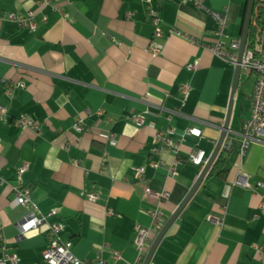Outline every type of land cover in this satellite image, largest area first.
Listing matches in <instances>:
<instances>
[{"label": "crops", "instance_id": "obj_1", "mask_svg": "<svg viewBox=\"0 0 264 264\" xmlns=\"http://www.w3.org/2000/svg\"><path fill=\"white\" fill-rule=\"evenodd\" d=\"M246 1L202 0L198 7L193 0H0V105L7 119H0V227L19 264H48L46 226L20 234L31 210L9 204L22 164L23 185L48 222L63 224L61 237L72 241L75 256L136 261L137 226L153 227L156 208L164 222L176 210L202 169L190 153L201 149L207 158L225 122L235 66L210 49L216 38L210 12L226 11V33L240 38ZM149 8L159 13L161 37L153 35ZM29 11L34 31L4 18ZM242 71L227 134L249 114ZM18 82L24 86L8 95ZM189 127L199 133L186 134ZM159 133L177 148L158 140ZM263 181L264 143L250 142L231 157L225 176L204 178L149 264H264ZM146 185L169 196L146 195Z\"/></svg>", "mask_w": 264, "mask_h": 264}, {"label": "built area", "instance_id": "obj_2", "mask_svg": "<svg viewBox=\"0 0 264 264\" xmlns=\"http://www.w3.org/2000/svg\"><path fill=\"white\" fill-rule=\"evenodd\" d=\"M149 2L150 0H146ZM198 7L202 6V0H193ZM216 22V38L213 40L210 49L213 54L220 57L224 61L230 63L233 66L240 65L242 70H245L247 74L254 75V87L250 96L249 114L246 120L241 125L239 130H230L226 135V139L223 143V147L230 149L234 146L236 138H240L238 142V151L242 152L248 146L250 142L264 143V28L259 29L255 33V37L251 41V46L248 47L246 43L245 50L243 52L241 61L239 62V48L240 38H230L226 33L227 27V15L226 11L210 12ZM149 14L151 22L154 26V37H161L164 33L163 27L160 25V17L157 11L153 8H149ZM4 18L15 22L18 26H25L30 30L36 29V21L34 13L29 11L25 16L18 15L14 12L4 14ZM45 18V17H44ZM153 51H158L157 47H153ZM192 69L193 66H188ZM16 86L23 87L24 84L18 82L17 84H10L6 93L12 94V89ZM181 91L184 97L189 91L188 85H183ZM6 108L0 105V119L6 121ZM133 122L140 124L142 122V116L136 115L132 118ZM20 123L30 126L35 130H38V124L32 120L24 117L20 118ZM82 122L79 121L74 127L80 131L82 129ZM186 134H198L199 130L194 127H189L185 130ZM157 139L163 140V142L172 148H177V144L170 138L164 136L162 133L157 134ZM204 151L201 149L193 150L189 155V160L196 164L203 166L206 161ZM153 166H158L157 163H153ZM26 164H22L16 170V183L11 184L10 188L14 193L12 200L9 201L11 206L23 205L31 210V214L27 215L19 224L20 234H24L32 228L39 227L41 225L46 226V234L48 237V243L42 252L43 259L48 264H106L102 255L99 254L94 259L78 258L72 252L73 243L69 239H63L61 237V231L64 229L61 223L48 222L46 216L42 214L34 201L32 200L30 189L23 185L22 174L26 170ZM144 167H138L135 169V177L138 179L143 178ZM170 172L176 174L177 170L175 165L170 167ZM3 181V179L1 180ZM240 183L247 186L248 182L246 178H242ZM259 186L264 187V181L259 182ZM146 195H155L156 198H167L169 196L168 191L160 193H153L150 188L145 186ZM87 198L91 201H95L97 194L95 192H88ZM264 209V205H263ZM153 227L137 226L136 235L134 238V247L137 251V259L131 264H141L144 256L147 252L148 243L153 234V231L159 230L164 223L163 212L161 209L156 208L151 212ZM216 223L219 220L214 219ZM7 238L4 236L0 227V264H19L18 256L14 252H10L6 245ZM257 250L261 247L256 246ZM113 256L116 259L121 258V254L117 251L113 252Z\"/></svg>", "mask_w": 264, "mask_h": 264}, {"label": "water", "instance_id": "obj_3", "mask_svg": "<svg viewBox=\"0 0 264 264\" xmlns=\"http://www.w3.org/2000/svg\"><path fill=\"white\" fill-rule=\"evenodd\" d=\"M255 1L256 0H247L246 13H245L242 33H241V37H240L241 42H240V48H239V58H238L239 62L241 61L243 52H244L245 47H246L248 34H249L252 18L254 15ZM241 71H242L241 66L239 64L236 65L235 70H234V78H233L232 89H231V93H230V100H229V104H228V108H227V114H226L225 122H224V125L222 126L221 134H220V136H219V138H218V140L214 146L213 151L207 157L205 163L202 166L200 173L197 176V179L195 180L194 184L190 188L188 194L185 196L184 200L178 205L176 210L170 215V217L161 226V228L158 231V233L156 234L154 240L150 244L141 264H149V262L152 258L153 252H154L158 242L160 241L161 237L164 235V233L166 232V230L168 229L170 224L175 220V218L179 215L181 210L184 208V206L187 204V202L193 196V194L198 189V187L200 186V184L202 183L204 178L208 175V173H209L211 167L213 166L219 152L222 150L223 143L226 139L227 131L229 130V125H228L229 119H230V115L232 112V107H233L234 98H235V94L237 91Z\"/></svg>", "mask_w": 264, "mask_h": 264}, {"label": "trees", "instance_id": "obj_4", "mask_svg": "<svg viewBox=\"0 0 264 264\" xmlns=\"http://www.w3.org/2000/svg\"><path fill=\"white\" fill-rule=\"evenodd\" d=\"M246 6H247V1L244 6V17L246 13ZM156 10V9H155ZM157 11V10H156ZM158 13V11H157ZM159 15V13H158ZM244 17H243V22H244ZM242 22V26H243ZM257 28L262 29L264 28V0H256L255 1V8H254V15L252 18L249 34H248V39H247V44L248 47L251 46V41L255 37V33L257 31ZM238 152V145L234 144L232 148L227 149L225 147H222V150L219 152L213 166L211 167L209 171V175L215 174L219 175L221 177L225 176L227 171H228V165L230 163L231 157Z\"/></svg>", "mask_w": 264, "mask_h": 264}, {"label": "rangeland", "instance_id": "obj_5", "mask_svg": "<svg viewBox=\"0 0 264 264\" xmlns=\"http://www.w3.org/2000/svg\"><path fill=\"white\" fill-rule=\"evenodd\" d=\"M242 72L244 92L246 93V96L249 97L254 87V75L247 74L245 70Z\"/></svg>", "mask_w": 264, "mask_h": 264}]
</instances>
